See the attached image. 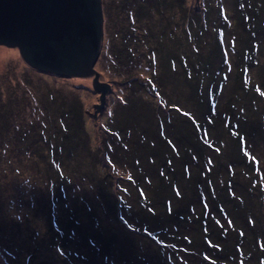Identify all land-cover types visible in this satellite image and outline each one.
I'll list each match as a JSON object with an SVG mask.
<instances>
[{
	"label": "trees",
	"instance_id": "16d2710c",
	"mask_svg": "<svg viewBox=\"0 0 264 264\" xmlns=\"http://www.w3.org/2000/svg\"><path fill=\"white\" fill-rule=\"evenodd\" d=\"M186 1L157 0L156 7H153L151 12H158L160 16L164 14L170 16L172 13L171 18L179 16L182 22H185L188 42L192 46L190 54L198 63V71L208 73L205 78L199 77L195 90L198 98L194 101V107L207 119L200 121L201 117H198L199 123L196 124L195 129L178 122L180 116L186 120L182 113L190 111L181 99L179 101L180 96L181 98L184 96V90H180L175 96L168 83L170 82L167 76L169 71H162L164 78L168 79L166 82L164 78H158L156 75L158 70L152 68V65H146L147 68H151V71L144 80V88L151 91V82L157 81L162 84L166 83L165 86H168L171 93L164 100L161 98L163 107H155L154 103L152 107L147 106L150 101L145 100L143 103L137 98L134 100V102L138 100L137 103L129 101L128 98L124 99L127 103L124 102L122 108L131 109L134 115L127 118L116 111L112 112L111 119L113 120L106 124L102 140L97 141L95 157L96 160L99 159L97 161L99 166L107 170L112 165L126 160L130 150L143 147L142 149L146 151V164L141 170H146V186L154 195L157 216L168 222L176 220L177 229L174 228L173 231L180 232L177 236L181 235L183 249L196 248L198 250L197 264H264V156L260 161V171H254L256 181L249 186L243 183L242 188L238 190L235 184L230 183L235 182L234 177L226 178L222 175L215 178L218 176L217 170L221 161L235 166L244 160L241 152L243 137L240 134L250 130L254 134L253 139L259 142L264 141V70L258 68L257 63H247L239 57L242 54L246 55L244 52L251 54L250 52L257 50L259 40L264 44V32L262 33L264 30V0H193L191 5H187ZM141 5L137 6L144 11ZM148 5L149 3L146 5V12ZM225 10L229 12L228 20H225L228 14H225ZM164 18V34L166 35L169 34L167 24H170L172 20L167 16ZM166 19H168L167 24ZM156 25L157 23L146 26L148 64L150 60L152 63L154 58H158L161 62L180 58L179 44L168 43L162 39V33L157 34ZM231 28L236 31L235 35L230 31ZM238 29H242L240 33ZM172 33L173 31L170 32ZM176 38L181 42L179 36ZM182 38L186 39L185 36ZM230 44H234V49L228 48ZM149 52L152 53L150 56ZM263 54L264 51L260 55ZM134 56L135 54L130 55L129 59H120L117 63L123 69L128 67L138 69L140 68L137 65L139 58L134 60ZM161 66L169 67L167 63ZM262 66L264 68V63ZM217 69L226 75L225 79L223 77L217 79L215 75ZM126 76L132 77V74ZM178 79L185 85L189 84L184 73L178 76ZM214 80H217L219 85L227 84L232 92L224 99L223 108L218 112V117L222 122H226L228 126H233L237 130V133L230 135L233 139L229 142V150L223 147L222 142L220 143L214 134L207 133L212 121V118L208 116L212 106L215 105L214 100L219 99V94L216 87H210L209 83L199 84V82H213ZM174 82L175 80L172 79V83ZM175 85H179L178 80ZM64 89L66 88H62L63 97L54 95L48 99V114L50 113L51 120L53 118L54 123L60 126L59 132L63 133V139H60L56 133L54 137L57 136L61 142L53 145L47 143L49 142L47 140L45 143L48 148L47 154L37 153L29 164L31 168L34 164L38 165L42 178L49 177L53 180L50 188L53 195L51 192L41 193V196L49 199L51 211L45 215V222L29 216L30 214L28 218L26 217L28 228L26 238L31 241L34 248L29 247L24 253L23 260L17 261H20L19 264H54L58 259L67 260L68 264H86L76 254L73 237L69 234L75 222L73 218L75 213L66 209L67 200H70L71 204L74 202L66 197V189L69 186L68 178L63 176V172L57 173L59 170L57 168L61 165L63 144H66L67 138H71L74 145L70 142L65 149L69 160L68 165L70 168L77 166L82 171L86 165L76 156L78 150L74 138L84 134L85 147L90 142L87 139L85 111L79 95H76L72 89L67 88L68 92ZM186 92V96L189 97L191 92L190 95L189 90ZM133 106L137 109L134 110ZM145 107L146 130L140 131L138 123H134L133 120L134 118L140 120L143 117ZM122 108L120 104L116 106V109H120L121 112ZM190 112L196 117L194 110ZM232 116L233 118L229 119ZM3 126H0V148L2 149L5 148L2 144L5 142L4 132L7 129ZM155 127L157 131L151 134L150 131L153 132ZM66 132H69V135H65ZM138 132V136H134V133ZM141 132L146 133L145 138H142ZM129 139L132 145H129ZM140 140L143 144L139 142ZM13 160L16 161L14 156ZM12 166L17 168L18 165L12 163ZM214 166L216 172H214ZM35 176L31 175L32 178ZM101 180L104 181V177ZM20 182L14 185L18 186L16 187L18 189L22 185ZM108 185L110 187L111 183ZM19 192L22 191L19 190ZM21 194L25 196L27 191ZM146 194L149 195L147 192ZM5 199L0 188V207ZM8 201L12 200L8 199ZM58 205L63 208L56 211L55 207ZM33 208V206H28L29 211H34ZM143 209L145 211L146 205ZM86 213L89 221L86 235L97 238L94 245L101 237L96 232H90L96 227L92 225L94 212L87 209ZM159 230L162 234L165 228L160 226ZM178 238L177 241H179ZM102 240L108 243L111 238L106 237ZM16 244L19 246L21 242H16ZM167 246L165 241H156L153 245L151 240L146 239V254L150 255L149 253H153V250L157 251L159 264H194L190 256L175 257L181 255L178 252L179 246L167 252L158 249L160 247L167 249ZM18 250L21 251V248ZM108 258H112L111 252H108ZM102 263L115 264V262L108 261Z\"/></svg>",
	"mask_w": 264,
	"mask_h": 264
},
{
	"label": "rangeland",
	"instance_id": "374dc122",
	"mask_svg": "<svg viewBox=\"0 0 264 264\" xmlns=\"http://www.w3.org/2000/svg\"><path fill=\"white\" fill-rule=\"evenodd\" d=\"M192 1L187 0L186 4L191 5ZM156 2L157 0H102L103 39L95 69L99 72V82H106L109 90L105 93L103 108L98 112L94 111L95 108H92V103H99L98 96L100 93L92 88L91 76L60 77L38 72L24 62L17 49L0 45V126L4 125L3 127L7 128L4 132L5 142L2 144L5 148H0V171H2L0 173V188L2 195L6 197L1 204L2 207H0V264H19L20 261H17L23 260L24 253L28 251L29 247L34 248L31 241L26 238L28 233L27 216L30 214L29 216L45 222V215L51 211L49 199L41 196V193L43 191L44 194L51 192L53 180L49 177L42 178L38 165L34 164V167L31 168L29 164L37 153L47 154L48 148L45 146L47 140H49L47 143L53 145L61 142L57 136H60L61 139L63 133L59 132L60 126H57L53 118L51 120V114H48V99L54 95L63 97L62 88H66L64 89L66 92L68 89H72L76 95H79L85 111L87 139L90 142L85 147L84 134L74 138L78 150L76 156L86 165L82 171L77 166L70 168L68 165L69 160L65 149L70 142L74 145L71 138H67L68 141L65 145L63 144L61 165L57 168V170L59 169L57 173L63 172V176L68 178L69 186L66 189V197L74 201L72 204L70 200L65 203L68 204L66 209L75 213L73 216L75 222L70 228L72 233L69 231V234L73 237L76 254L86 264H104L102 262L107 261L115 262V264H159L157 251L151 249L153 253L146 254V239L151 240L153 245L156 241L162 240L168 246L167 249L160 247L159 250H166L167 252V250H174L176 246H179L178 252L181 255L175 257L190 256L194 264H197L198 250L196 248L183 249L181 247V235L177 236L178 232L173 231L174 228L177 229L176 220L168 222L157 216L156 204L153 200L154 195L146 186V170H141L142 166L146 164V151L142 149L143 147L130 150L126 160L120 164L112 165L107 170L99 166L97 162L99 159L96 160L95 157L97 141L105 133L106 124L113 120L111 119L112 112L116 111L127 118L134 115L131 109L122 108L123 103L126 102L124 99L128 98L129 101L134 102L137 98L143 103L145 100L150 101L147 106L152 107L155 104V107H163V100L171 93L168 86H165L166 83L162 84L157 81L151 82V91L144 88V80L151 71V68H147L146 65H152V68L158 70L156 73L158 78H164L163 70L169 71L167 76L170 82L168 79L164 78V80L170 84L175 96L180 90H184V96L182 98L180 96L179 101L181 99L188 110H194L196 117L187 111L182 113L186 120L180 116L178 122L195 129L196 124L199 123L198 117H201L200 121L207 119L194 107V101L198 98V93L195 91L197 81L199 77L205 78L208 73L198 71V63L190 54L192 46L188 42L185 22L183 23L179 16L171 18L172 13L170 16L168 14L160 16L158 12L152 13L151 9L156 7ZM139 4H142L144 11L138 8L137 5ZM226 13L228 14L225 20H228L229 12L225 10ZM166 16L171 18L172 22L167 24L166 21L169 18L165 20V23L169 25L167 26L169 34L165 35L164 17ZM154 23H157V34L162 33V39L168 43L179 44L180 58L167 59L164 62L154 58V61L151 63L150 60L148 64L146 60V26ZM241 30L238 29V32L240 33ZM172 31L173 33L170 34ZM230 31L235 35V30L231 28ZM263 32L264 30H262ZM176 36L180 37L181 42ZM183 36L186 37L185 40H183ZM230 47L234 49V44H230L228 48ZM263 51L264 44L259 40L257 50L250 52L251 54L244 52L246 55L242 54L239 57H242V60L247 61V63H257L258 68L264 70L262 66L264 54L260 55ZM133 54H135L134 60L139 58L137 65L140 68L128 67L123 69L117 63L120 59H129L130 55ZM150 54L152 53L149 52V56ZM164 63H167L169 67L161 66ZM183 73L189 83L187 85L178 79V76ZM128 74H132V77H127ZM215 75H217V79L226 78V75L221 73L219 69L215 71ZM172 79L175 80L174 83H172ZM177 80L178 86L175 85ZM201 83H205L204 85L209 83L210 87H216L219 94V99L214 100L215 105L212 106L208 116L212 118V121L208 126L207 133L214 134L220 143L222 142L223 147L228 148L229 142L233 139L230 135L237 133V130L233 126H228L226 122H222L218 117V112L223 108L224 99L232 93L230 87L227 84L219 85L217 80L199 82V84ZM258 84L260 85V83ZM186 90H189V95L191 92L189 97L186 96ZM118 104H120L122 112L120 109H116ZM132 108L137 109L136 106ZM93 111V117H91L88 112L92 113ZM232 118L233 116L229 119ZM134 119L133 121L138 123L140 131L146 130V107L143 117L140 120ZM156 131L157 128L155 127L154 131H150V133L154 134ZM56 133L58 135L54 137ZM137 134L139 132L134 133V136H138ZM141 134H143L142 138L146 137V133L141 132ZM65 135H69V132H66ZM240 135L243 137L241 152L244 160L235 166L221 161L217 170L218 176L215 177L219 178L222 175L226 178L234 177L236 183H230L235 184L238 190L242 188L241 184L243 183L247 186L255 183L254 171H260V161L264 156V141L259 142L253 139L254 134L250 130ZM128 141L129 145H132L131 139ZM139 142L142 143V140ZM13 156L16 161L13 160ZM12 163L18 165L17 168H14ZM41 166L43 169V165ZM214 172H216L215 166ZM32 174L36 176L32 178ZM103 177L104 181L101 180ZM19 180L23 181L20 182ZM19 182L22 184L20 189L16 188L18 186H14L18 185ZM108 183H111L110 187ZM19 190L23 194L27 191V194L24 196ZM51 195H53L52 192ZM8 199L12 201L9 202ZM28 206H33L35 210L29 211ZM61 208L63 206L55 207L56 211ZM86 208L94 212L92 225L96 227L92 228L90 232H96L101 237L94 245L93 243L97 238L86 235L89 224L86 218ZM13 220L14 222H12ZM16 220L20 221L17 222ZM28 224L30 225V222ZM160 226L165 228L162 234L159 230ZM166 231H168L167 234ZM106 237L111 238L108 243L102 240ZM16 242H21V245L17 246ZM19 248L21 251L18 250ZM108 252H111L112 258H108ZM54 264L68 263L67 260L58 259Z\"/></svg>",
	"mask_w": 264,
	"mask_h": 264
},
{
	"label": "water",
	"instance_id": "95a60500",
	"mask_svg": "<svg viewBox=\"0 0 264 264\" xmlns=\"http://www.w3.org/2000/svg\"><path fill=\"white\" fill-rule=\"evenodd\" d=\"M102 37V0H0V45L17 49L38 72L91 76L92 88L100 93L99 103H92L96 112L109 90L95 69ZM94 111L88 112L91 117Z\"/></svg>",
	"mask_w": 264,
	"mask_h": 264
},
{
	"label": "clouds",
	"instance_id": "9594fccd",
	"mask_svg": "<svg viewBox=\"0 0 264 264\" xmlns=\"http://www.w3.org/2000/svg\"><path fill=\"white\" fill-rule=\"evenodd\" d=\"M102 39H103V37H102ZM102 44V43H101Z\"/></svg>",
	"mask_w": 264,
	"mask_h": 264
}]
</instances>
